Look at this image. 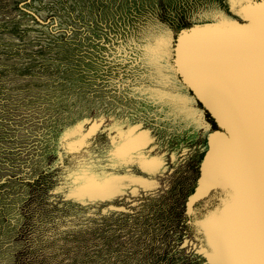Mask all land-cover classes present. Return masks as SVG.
Segmentation results:
<instances>
[{"label":"rangeland","instance_id":"1","mask_svg":"<svg viewBox=\"0 0 264 264\" xmlns=\"http://www.w3.org/2000/svg\"><path fill=\"white\" fill-rule=\"evenodd\" d=\"M216 7L246 21L224 0H0V264H215L201 225L225 222L228 133L196 101L207 130L154 98H193L168 68ZM152 21L170 30L160 65L177 91L153 79ZM213 160L225 186L204 191Z\"/></svg>","mask_w":264,"mask_h":264},{"label":"snow or ice","instance_id":"2","mask_svg":"<svg viewBox=\"0 0 264 264\" xmlns=\"http://www.w3.org/2000/svg\"><path fill=\"white\" fill-rule=\"evenodd\" d=\"M224 2L247 21L244 25L237 24L223 9H211L217 27L229 37L224 53L231 67V87L226 89L217 83L212 75L215 67L209 64L204 51L194 46L196 38L192 33L184 34V43L175 49L179 64L168 71H183L186 82L197 86L199 98L208 102L209 109L228 130L226 137L216 139L238 148V163L227 185L230 194L222 206L225 222L221 223L217 214L201 225L208 236L210 259L215 264H264V0ZM149 27L157 41L154 59L149 61L156 67L153 79L177 91L175 75L165 76L161 67L168 66L160 65L169 55L170 30L155 21ZM165 98L180 101L189 126L197 130L210 127L201 111L193 107L194 98L177 94L154 99L159 103ZM99 119L102 122L103 118ZM107 154L113 159L120 158L116 152ZM222 176L213 160L205 174L204 191L208 187L225 186ZM93 182L108 192L114 188L103 176L94 177Z\"/></svg>","mask_w":264,"mask_h":264},{"label":"water","instance_id":"3","mask_svg":"<svg viewBox=\"0 0 264 264\" xmlns=\"http://www.w3.org/2000/svg\"><path fill=\"white\" fill-rule=\"evenodd\" d=\"M247 21L244 22H237V24L244 25ZM185 33H192L194 34L197 47L202 49L206 54V59L210 65L215 67V71L212 73L214 78L216 79L217 83L223 88H230L231 87V80H230V72L231 67L228 62V58L224 53L225 46L229 40V37L226 33L221 31L216 24H206L202 26H194L187 30H183L176 38V42L174 45V58L173 63L175 67L178 66L179 60L175 49L180 47V43L184 42V34ZM209 48V49H207ZM213 48H215L216 53H214ZM178 75L181 79V82L193 93L197 101L202 105V107L210 114L213 120L216 122L219 128H224L228 133L227 128L225 127L224 123H222L218 117L209 109L208 102L199 98V93L197 91V86L192 84L191 82H186V77L183 71H177ZM228 135V134H227ZM226 135V136H227ZM225 136V137H226ZM220 137H224L223 134ZM219 143H223L222 140ZM219 162L218 165L220 167H228L229 169L235 168L238 163V148L236 145H227L223 143V146L219 147Z\"/></svg>","mask_w":264,"mask_h":264},{"label":"bare ground","instance_id":"4","mask_svg":"<svg viewBox=\"0 0 264 264\" xmlns=\"http://www.w3.org/2000/svg\"><path fill=\"white\" fill-rule=\"evenodd\" d=\"M184 42H182V44H183ZM197 41L195 40L194 41V46H196L197 47ZM190 47H191V45H190ZM207 49H209V48H207ZM213 50H214V53H216L217 55H218V53L216 52V50H215V48H213Z\"/></svg>","mask_w":264,"mask_h":264},{"label":"crops","instance_id":"5","mask_svg":"<svg viewBox=\"0 0 264 264\" xmlns=\"http://www.w3.org/2000/svg\"><path fill=\"white\" fill-rule=\"evenodd\" d=\"M182 45V42L180 43V46ZM189 90V89H188ZM189 92L192 94V96H193V98H194V100L196 101V102H198L197 101V99L195 98V96L193 95V93L189 90ZM198 104H200L199 102H198ZM201 105V104H200ZM202 106V105H201ZM203 108V107H202ZM204 109V108H203Z\"/></svg>","mask_w":264,"mask_h":264}]
</instances>
